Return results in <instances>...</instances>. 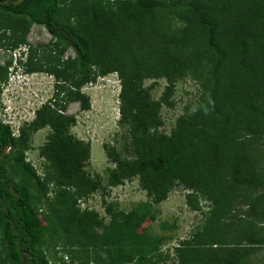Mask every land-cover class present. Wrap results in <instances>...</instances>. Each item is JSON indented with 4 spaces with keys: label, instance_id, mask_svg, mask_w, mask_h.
I'll use <instances>...</instances> for the list:
<instances>
[{
    "label": "trees",
    "instance_id": "obj_1",
    "mask_svg": "<svg viewBox=\"0 0 264 264\" xmlns=\"http://www.w3.org/2000/svg\"><path fill=\"white\" fill-rule=\"evenodd\" d=\"M88 1L0 0V47L24 44L28 28L39 24L50 35L52 46H45L55 59L45 69L35 49L26 51L21 66L27 73L50 72L53 95L17 137L0 122V264H155L160 256L164 237L137 230L150 216V204L126 214L105 205L108 221L99 232L96 215L76 206L98 182L83 170L88 145L70 138L73 120L63 111L73 101L88 109L80 88L108 73L118 78L123 134L120 149H104L114 165L107 185L137 178L157 204L178 183L190 211L200 210L199 198L207 201L211 209L202 213L201 233L174 248L176 264H252L248 257L264 246V175L254 169L264 167V5ZM168 14L181 25L169 19L162 24ZM66 49L75 57L61 61ZM206 53L212 56L204 64ZM186 76L197 81L201 96L164 134L160 109L173 106L174 84ZM148 78L165 82L157 100L143 87ZM44 127L50 133L39 150L45 161L39 178L23 152L29 133ZM254 144L261 148L257 153ZM52 241L61 245L52 247L59 250L49 259Z\"/></svg>",
    "mask_w": 264,
    "mask_h": 264
},
{
    "label": "rangeland",
    "instance_id": "obj_2",
    "mask_svg": "<svg viewBox=\"0 0 264 264\" xmlns=\"http://www.w3.org/2000/svg\"><path fill=\"white\" fill-rule=\"evenodd\" d=\"M105 2L107 0H99ZM162 2L178 1L179 4L195 0H157ZM198 0L196 5H264V0ZM213 2V4H212ZM89 5L88 0H64L60 5ZM106 3V2H105ZM109 5H124V1L114 2L108 0ZM215 3V4H214ZM164 20L181 25L177 19L171 15H165ZM264 20V18H263ZM176 27V26H174ZM2 32V31H0ZM10 35L6 32V36ZM50 35L42 25L32 24L26 33L25 43L17 48L0 47V67L6 68V81L0 82V122L9 126L12 136L17 137L19 128L32 120L34 111L45 104L54 92V77L47 70L40 72L27 73L21 66L22 60L19 56L28 49H35L34 57L41 61L43 67L51 68L55 59H50ZM45 45H49L46 47ZM212 55L206 53L203 62L206 63ZM75 57L71 49H66L60 56L61 61H68ZM203 66V65H202ZM61 68V67H60ZM165 86L163 79H143V87L153 100H157ZM118 92L119 83L115 73H108L97 77L93 82L87 83L80 88V93L88 99V109H81L78 102L65 104L63 113L72 118L73 122L68 128V135L74 141H80L88 145L89 159L84 163L83 170L87 176L98 182L97 189L87 197L76 202L79 211H88L96 215L100 224L96 231L101 230L102 225L108 221V216L104 211L105 205L110 204V211H121L126 214L128 211L141 203L150 204L151 214L138 227V231H146L152 236H162L164 240L158 247L160 256H157L155 264H176L174 248L181 241L188 240L197 231L201 233L204 227L202 213L209 212L211 207L202 198H199L198 205L200 210L190 211L186 204L184 195L187 191L178 183H174L167 192L164 200L153 203L150 197L145 195L138 185L137 178L123 181L117 187L107 185L108 171L114 167L113 163L107 158L104 149H120L122 129L118 125ZM201 96V91L197 81L190 77L178 79L174 84L171 96L173 106L170 108L161 107L160 117L162 125L159 131L168 134L174 125L175 119L189 109ZM50 133L48 127L29 133L26 141V148L23 152L24 161L41 178L44 173L43 166L45 161L39 155V150L46 141ZM263 144V141H260ZM259 144H254L253 149L257 153L261 149ZM7 152V149L5 150ZM7 167L6 162L4 161ZM262 171L264 167H254ZM9 181L14 183L17 176L9 177ZM52 184L47 185L45 196L51 197ZM259 191H255L257 195ZM34 197H39L37 187L31 190ZM39 208V207H38ZM42 211L44 209L40 208ZM38 214H40L37 211ZM61 242H50L47 247V254L51 259L53 252L59 249H52ZM60 248V247H59ZM46 250V249H45ZM47 256V257H48ZM58 256V254H57ZM103 257V254H100ZM252 264H264V246L257 252L248 257ZM50 263H52L50 261ZM133 264V263H131Z\"/></svg>",
    "mask_w": 264,
    "mask_h": 264
},
{
    "label": "clouds",
    "instance_id": "obj_3",
    "mask_svg": "<svg viewBox=\"0 0 264 264\" xmlns=\"http://www.w3.org/2000/svg\"><path fill=\"white\" fill-rule=\"evenodd\" d=\"M25 57H26V52L23 53V56H22V57L19 56L18 59H19L20 61H21V60L24 61V60H25Z\"/></svg>",
    "mask_w": 264,
    "mask_h": 264
},
{
    "label": "flooded vegetation",
    "instance_id": "obj_4",
    "mask_svg": "<svg viewBox=\"0 0 264 264\" xmlns=\"http://www.w3.org/2000/svg\"><path fill=\"white\" fill-rule=\"evenodd\" d=\"M4 1H6V0H4Z\"/></svg>",
    "mask_w": 264,
    "mask_h": 264
}]
</instances>
